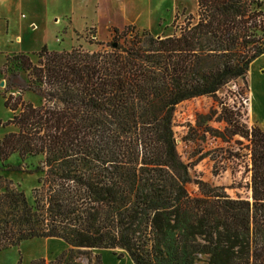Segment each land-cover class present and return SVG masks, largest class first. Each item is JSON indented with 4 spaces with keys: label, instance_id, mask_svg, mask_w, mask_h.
<instances>
[{
    "label": "trees",
    "instance_id": "obj_1",
    "mask_svg": "<svg viewBox=\"0 0 264 264\" xmlns=\"http://www.w3.org/2000/svg\"><path fill=\"white\" fill-rule=\"evenodd\" d=\"M195 1L196 19L168 36L113 28L125 39L108 50L6 58L16 131L0 161L42 160L30 198L0 178V251L57 238L68 249L28 264H102L94 249L133 264H264V131L241 96L264 53L263 2Z\"/></svg>",
    "mask_w": 264,
    "mask_h": 264
},
{
    "label": "rangeland",
    "instance_id": "obj_2",
    "mask_svg": "<svg viewBox=\"0 0 264 264\" xmlns=\"http://www.w3.org/2000/svg\"><path fill=\"white\" fill-rule=\"evenodd\" d=\"M262 2L264 9V0ZM135 3L133 0H85L82 10L70 11L71 0H0V139L5 134L16 131L9 123L14 112L4 106L5 97L16 94L15 89L8 91L6 88L9 75L16 71L14 67H10L3 72L8 56L19 52L27 53L36 62L34 53L43 45L54 51L70 50L78 46L91 52L108 50L110 46L107 44L124 42L125 36L119 34L128 26L161 37L171 35L175 25H183L188 15H193L196 19V12H190L194 9L193 0H144L138 8ZM53 12L55 14L51 15ZM24 14H28V19H34L24 21ZM113 28L119 29V34H115ZM19 74L24 77V74ZM238 85L240 88L236 89L229 84L220 94L239 91L243 86L242 82L238 81ZM247 94L244 90L242 98L247 100ZM22 99L34 105L41 102L40 97L31 91H24ZM203 103L191 102L187 105L192 111H203ZM246 103L249 105L248 101ZM183 106L179 105L178 111L183 110ZM175 117L178 119L177 114ZM249 121L252 123L250 119ZM41 160V156L20 157L14 153L0 161V178L9 180L14 188L22 190L30 198L31 190L37 186L40 176L34 169ZM50 244L44 238L23 241L16 247L0 251V264H17L19 259L20 264H28L32 259H45L50 247L56 246L54 243ZM119 253L122 254L121 258L117 256ZM113 254L117 258L113 264H133L125 251L116 249ZM199 257L203 259L202 256ZM76 262H86V259L82 256Z\"/></svg>",
    "mask_w": 264,
    "mask_h": 264
},
{
    "label": "crops",
    "instance_id": "obj_3",
    "mask_svg": "<svg viewBox=\"0 0 264 264\" xmlns=\"http://www.w3.org/2000/svg\"><path fill=\"white\" fill-rule=\"evenodd\" d=\"M59 1L61 0H58V2ZM133 1H136L135 7L138 8L140 5V2L144 0H133ZM193 1H194V9L190 11L192 14H194L197 10V3L195 0ZM84 3H85V0H71L72 8L70 9V11L76 10V9L82 10L81 6H83ZM52 14H55V13L53 12L51 13V15ZM28 18H30L28 17V14H24V18H23L24 21L25 20L30 21L34 19V18H31V19H28ZM247 76H248L249 119L251 120L252 123L257 124L264 131V53L260 55L259 57L255 58L249 64ZM46 241H49L51 244L52 243L56 244V246L50 247V251L49 250L47 251V256H45V260L47 261L55 259V257L59 255L62 251L68 249V245L64 243L61 239H57V238L46 239ZM115 250L116 249L114 250L94 249L93 255L94 254L100 255L102 264H113L114 259H117L115 255L113 254ZM93 263H94L93 260H91V262H88L87 259H86V262H76V264H93Z\"/></svg>",
    "mask_w": 264,
    "mask_h": 264
},
{
    "label": "water",
    "instance_id": "obj_4",
    "mask_svg": "<svg viewBox=\"0 0 264 264\" xmlns=\"http://www.w3.org/2000/svg\"><path fill=\"white\" fill-rule=\"evenodd\" d=\"M113 46L115 47V46H116V44L114 43V44H113Z\"/></svg>",
    "mask_w": 264,
    "mask_h": 264
}]
</instances>
